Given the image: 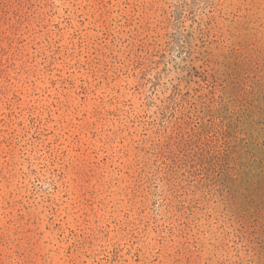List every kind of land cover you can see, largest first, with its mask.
Instances as JSON below:
<instances>
[{"label": "rangeland", "instance_id": "obj_1", "mask_svg": "<svg viewBox=\"0 0 264 264\" xmlns=\"http://www.w3.org/2000/svg\"><path fill=\"white\" fill-rule=\"evenodd\" d=\"M0 264H264V0H0Z\"/></svg>", "mask_w": 264, "mask_h": 264}]
</instances>
